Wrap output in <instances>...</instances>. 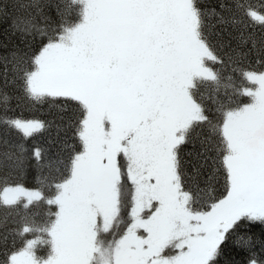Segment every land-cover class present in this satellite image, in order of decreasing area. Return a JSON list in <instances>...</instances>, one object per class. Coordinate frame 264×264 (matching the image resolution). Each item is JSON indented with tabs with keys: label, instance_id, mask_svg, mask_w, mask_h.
Here are the masks:
<instances>
[{
	"label": "snow or ice",
	"instance_id": "1",
	"mask_svg": "<svg viewBox=\"0 0 264 264\" xmlns=\"http://www.w3.org/2000/svg\"><path fill=\"white\" fill-rule=\"evenodd\" d=\"M9 8L34 10L46 27L13 18L41 45L30 57L22 48L0 55V80H19L34 103L73 104L76 112L53 119L66 118L81 147L66 175L55 142L47 159L34 153L50 173L48 195L0 181V229L34 237L2 264H218L229 236L254 228L259 241L240 240L247 264H264V71L245 66L252 52L264 57V34L241 32L235 46L213 40L229 23L227 9L262 28L264 15L242 0H0V15ZM232 73L247 85L236 88ZM208 83L211 94L198 95ZM235 94L250 102L230 106ZM8 100L0 90V167L22 170L26 148L13 134L26 140L44 124L11 115ZM189 145L197 175L226 172L227 195L210 210L195 207L184 184Z\"/></svg>",
	"mask_w": 264,
	"mask_h": 264
},
{
	"label": "trees",
	"instance_id": "2",
	"mask_svg": "<svg viewBox=\"0 0 264 264\" xmlns=\"http://www.w3.org/2000/svg\"><path fill=\"white\" fill-rule=\"evenodd\" d=\"M5 3L8 0H4ZM20 4L31 3L32 0H17ZM43 2V0H41ZM202 3H229L230 0H200ZM246 10L256 11L258 14L264 15V0H242ZM226 14L229 17V23L224 26H217L216 32H220L219 36L213 34L214 41H221L223 43H231L235 46L241 32L259 36L264 34V28L261 25L249 17L244 15L243 11H237L233 9H227ZM29 18L31 17L37 25L40 27H46L44 25L42 17L35 13L32 9H20L13 10L9 8L6 15H0V55L11 51L14 48L25 49L30 57L31 54L37 51L41 45L39 36L32 39L31 36L23 35L19 30L13 27V18ZM72 19H76L73 15ZM213 23L215 21L213 20ZM222 28V30H221ZM27 41V46L25 45ZM251 45H247L246 50ZM227 51V49H225ZM246 67H251L257 71H264V57H260L257 53L252 52L245 62ZM228 73H225L227 75ZM233 82L236 88L247 85V82L242 80L241 76L236 73H232ZM0 90H6L9 94L8 106L10 114L23 118V119H37L44 124L38 132L34 133L32 137L26 140H21L19 136L13 134V143L22 142L26 148V157L28 163L22 170H5L0 167V181L5 178L10 184L24 185L29 189H35L41 187L44 189L45 194H50V189L47 187L48 180L51 179L50 173L47 169H41L36 165V159L34 153L41 151L45 154L47 159L48 151L53 146V142L59 146L62 150V154L65 160L62 174H67V162L70 158L80 150L79 139L74 134V129L66 127L67 119L64 121L60 119L54 120V116L60 113L76 112L77 108L73 104L65 103L62 99L56 101L53 98H47L41 103H34L25 98L22 91L21 82L19 80L12 81L5 84L3 80H0ZM212 91V85L210 83L202 85L199 88L198 95L206 94L210 95ZM250 102L249 98L242 94H235L231 98V105L244 104ZM209 107H212L211 101H207ZM217 119L220 118L219 114H216ZM59 125V127H57ZM4 151L3 145H0V152ZM191 151V146L184 149L185 160V176L184 184L187 190L195 193V207L201 210H209L210 205L213 202L218 201L227 192V179L226 172L222 166H218L212 169L211 172L207 170L202 171L197 175L194 171L195 161L192 156L188 155ZM222 159V158H221ZM55 206H51L50 213H54ZM54 218V216L52 217ZM123 219L127 221V209ZM9 227H13L10 222ZM120 233L124 231V226H121ZM7 235V240H4V236ZM242 235H252L254 241H259L261 237V229L254 228L249 233H232L229 236L227 243L223 247V255L220 257L218 264H247L249 252L247 248L243 246L240 240ZM34 238L32 235L26 236H13L10 232L5 233L0 229V264L5 259V252L10 251L13 248H20L26 242L27 239ZM47 238V237H45ZM107 239H112V236H107ZM50 249L47 245H42L38 249V254L46 256ZM256 250L259 251V244L256 245Z\"/></svg>",
	"mask_w": 264,
	"mask_h": 264
},
{
	"label": "rangeland",
	"instance_id": "3",
	"mask_svg": "<svg viewBox=\"0 0 264 264\" xmlns=\"http://www.w3.org/2000/svg\"><path fill=\"white\" fill-rule=\"evenodd\" d=\"M226 191H227V190H226ZM226 195H227V192L225 193V195H223V197L226 196ZM223 197H222V198H223ZM222 198H221V199H222ZM56 210H57V209H56ZM209 210H210V209H209Z\"/></svg>",
	"mask_w": 264,
	"mask_h": 264
}]
</instances>
